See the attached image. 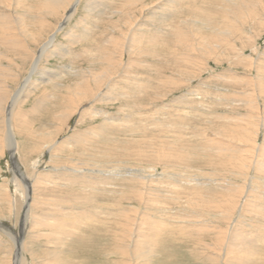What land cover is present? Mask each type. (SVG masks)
<instances>
[{
    "label": "rangeland",
    "instance_id": "obj_1",
    "mask_svg": "<svg viewBox=\"0 0 264 264\" xmlns=\"http://www.w3.org/2000/svg\"><path fill=\"white\" fill-rule=\"evenodd\" d=\"M39 1L41 0H17V2L14 0H0V16L2 15L0 18V34H3L0 35V40H3L0 41V95H4L0 111V186L4 183L8 186V189L11 191L10 195L15 199L16 204L15 208L12 209V207L10 208L9 202H7L4 197L0 198V225H3V227L4 225H15L16 231L19 229L18 221L22 218L21 207L23 200L20 193H14L15 187L11 179L12 177H16V175L14 174V168L10 162L12 159L9 157V150L7 149L4 139L5 126L3 118L5 119L6 106L8 105L11 95L14 90L16 91V88L18 89L21 84L20 82H22L29 72L35 53H37L42 44L47 41L48 37L55 32L57 26L64 18L65 11H67L66 7L57 12H45L43 9L41 10L40 5H38ZM174 1L144 0V8L148 9L142 12L140 10V12L138 11L135 15L132 13L130 16L134 18L130 20V24L127 22L128 15L124 14L123 17H120L117 13L114 14L112 13L113 11L111 12L107 9L120 10L121 8L119 7L121 4L112 3L104 7L101 5L97 7V10L94 9V11L101 13V16L99 18L95 16L94 18L93 14L91 18H88L89 13L87 12V8H85V4L87 5L89 0H82L77 6L73 17L66 21L64 28L60 32L55 34L53 47L43 54L38 65L39 71L45 72L52 70L53 72H60V70H76L78 72L90 71L96 73L101 71L102 66H104V63L102 64V61H100L105 58L103 54L107 56L106 52L110 53L111 51H116L115 54H113L115 57V59H113L116 60V66L113 69L107 67L104 69L108 73L109 79L106 80V83L105 80H103V83H105L104 87L107 86L103 94L106 95L109 93L107 96L110 95L112 99H115L116 95H119V97L116 98V100L108 99L97 102L95 99L91 98V96L88 97V101L86 105H84L86 111L93 113V111L100 110L104 115L98 114L92 116L90 114L93 119L92 117L78 118L65 115L60 118L61 120H58L57 114L59 113V109H61L59 106L64 102L66 97H68V93H65L63 90L59 91V88L56 90L57 87H52L48 82L35 80L38 75L33 76L35 77L33 78V83H43V85L36 91L29 89L28 94H26L28 96L25 94L22 95L23 102L17 103L15 110H17V114L19 115L15 116V121L18 123L15 122V125L19 152L15 153L16 158L14 162L17 166L16 169L24 175L26 180L32 177L31 171L33 170V165L37 169L39 168V170H44L43 173L45 174L49 172L53 173L54 170L52 169L58 168V172H63L60 178L62 181L66 177L73 179L75 176L74 173L69 172V169L64 170L61 168L59 170L60 167L67 168L69 166L70 168L86 169L92 167L89 164H92L94 161L95 165H103V174H84L86 178L96 175L102 179L108 178L110 177L108 176L111 170L110 167H114V165L120 167L122 170L138 168L148 169L149 166H152L155 169L152 170L153 172L150 170L147 172L151 178L148 177L146 180L151 189L150 195L144 196L143 198H141L143 196L141 195L140 198H138L139 194L136 193L137 189L141 188L140 194H146V192L144 193L145 190L142 189L143 187H141V182L139 184V182H135L128 178L120 180L114 179V181L109 179L108 184L103 188V192L91 191L95 192V194H92L93 197H95L93 200L97 204H105L107 206L106 210H108V208L113 209L112 205L116 203L121 209L124 207L126 210L122 214L120 222L124 223L125 219H132L137 216L138 218L140 217L139 219L142 223H148L150 220L151 222L161 220L165 223L172 224L173 228L167 226V229H174L176 230L175 232L178 233L177 235L168 233V236H166L167 238H164V242L166 243L160 241L156 246H152L151 248H154L153 251L155 253L158 252L157 254L161 256L159 257L157 254H153L149 257V262L145 260V254L140 253V255H137L139 251L133 248L127 249L122 256L119 255V259L109 260L111 256L113 257L115 255L114 252L110 251L112 249L110 247L113 243L111 239H109V235L114 227L109 220V222H106L108 224H105L103 229H101L103 232L105 229H110L108 237L106 234L102 233V238L98 237L95 244L92 242L91 246H93V251H83L81 235L75 236L73 243H75L74 246L78 248H74L72 245L73 248L68 254L69 263L67 264H72L73 262L71 263L70 260L73 261V259L76 260H74L73 264H83L85 260L86 262L84 264H110V262L115 264L116 261H119V264H200L204 263L207 258H212L214 256L213 254L216 256V254H218L217 252L220 253L224 245L222 243L225 242H230L228 246L232 249V251L231 249L228 251L230 256L228 254L227 256L229 258L232 259V257H239L240 255L241 257H249L248 254L252 252L251 244H255L261 236L264 237V228H262L264 227V220L263 218L261 219L262 214L252 209V211H248L246 214L242 213V217L238 223L233 219V216L231 220L233 219L235 223L232 222L230 225L231 227L227 230L230 231L228 233H231L232 236L244 233L247 236V245L236 246V243L239 244L237 241H228V239L226 241L227 232L224 233L225 230L222 228L225 227L222 225L223 221L222 219L220 220L219 216L211 219L216 222L215 225L212 222L210 224L211 227L207 226V228H203L204 233H196L199 234V236H195V233L192 232L194 228H191V226L189 227L191 230L189 228L184 229L185 233L188 234L183 238V234L180 233L179 227H181V224L183 225L182 221H190L188 219L189 216L182 217L183 212L189 209V211L196 212L197 206L194 203L193 205H188V207L185 198L187 197L185 196L186 194L181 193V190L178 193L176 187H172L170 192L167 190L169 185H171V180L168 178L170 174L177 175L183 172L189 175L200 174L205 178L204 180L211 181L209 183L214 184H209L210 186L205 187L207 190L204 188V191L199 193V195L202 194L201 196L206 202L210 201L212 205L219 204V202L231 195H239L245 199L247 198L246 196H250L251 199L253 198L256 201L259 199L257 201L258 204L264 205V0H247V2L253 3H247V6H253L247 7L246 11L243 9V16L239 15V10L242 9L241 3H239L237 10H231L228 9L229 2L227 0H223L224 2H222V0H215V2L214 0H205L204 2L203 0V4L201 3L202 0ZM192 2L194 5L192 8H200L201 10L204 8L202 10L203 13L202 11L198 12L191 9L189 4ZM219 2L220 4H218ZM221 4L224 5L222 6ZM188 5L190 7H188ZM172 9L175 11H172ZM25 10L29 13H26ZM124 10L122 9V11ZM227 10L230 11L227 13ZM208 11H211L213 17L207 16L210 14ZM168 12L169 14L176 13L177 15H170V20H168L169 18L166 19L167 23H165V20L162 21V19L159 18L168 15ZM23 14L26 16L24 17ZM110 14L114 16H110ZM160 14L162 15L160 16ZM20 15H22L23 19H21L22 17ZM201 16L210 17L208 25L201 22ZM16 17L21 18L18 19ZM151 17H156V19H152ZM8 18L10 20H8ZM13 18L18 19L16 20L17 22L23 20V24L19 23L23 26L21 27L19 24L15 23L16 21H14L15 19ZM156 20L157 23L159 22V25L156 24ZM11 22L14 25H12ZM160 24L167 26L165 29L168 34L157 36V29L162 27ZM138 26H142V28ZM229 27L233 32L230 31L231 29ZM8 28H10V30ZM19 28L21 29L19 30ZM217 28H221L222 30H218ZM6 29L9 31H6ZM149 29L151 30L150 34L152 36L149 34ZM180 29H183L182 31L185 32V36H176L173 34V32L179 31ZM9 32L10 34H8ZM228 32H230V34ZM4 33L7 35L5 34V36ZM8 35L13 36L9 38ZM131 36H133V38ZM7 37L10 39V42L6 39ZM127 37L129 38L126 39ZM135 37L136 40H134ZM136 41L141 43H137ZM6 42L8 46L5 44ZM126 43L127 45L132 44L130 49L133 53L123 54V52H121L122 47L124 48V46H126L124 44ZM108 44L109 46H107ZM16 45H19L18 48ZM118 47L121 49H118ZM61 53H63L64 56H62ZM69 65L73 69H71ZM125 65L128 66L124 67ZM1 69H4L6 72ZM111 72H113L114 75ZM1 73H3L2 77ZM39 77L44 78L43 73L39 75ZM134 79L139 81L136 86L131 82V80ZM149 79L151 80L150 82L148 81ZM63 82L68 83L67 86H71V89H74L73 87L78 83V79L76 77L72 79L67 78L63 80ZM90 86L95 87L92 84ZM53 93H56V95H52ZM122 93L126 96L123 97ZM77 95L78 94L74 93V95L71 94L69 96L73 99L74 96ZM45 98L48 99V102L44 103L43 107H39V109L36 110L35 107H38L39 102ZM223 99L226 100L223 101ZM180 117L182 118L181 120L179 119ZM112 118H119L121 122L120 129H113V131L111 129L106 130L104 127H99L102 125V121H107L109 123L113 122ZM229 118H233L234 120H230ZM57 121L62 131L58 128L56 130ZM233 122L237 123L236 126L233 125ZM51 123L56 126H53ZM226 125L234 129L228 132V128L230 129V127H225ZM91 129L97 132L99 134L98 137H100V139H97L99 142L94 141L95 137H91V141L95 142V145L86 146L83 143H77L75 147L74 145L70 147L71 151L69 153H64L61 159L55 157L56 154H54V151L51 153L49 152V154L46 150L47 145L49 146L57 139L61 141L65 138V140L68 138L71 139L72 135L76 138V134L83 135L82 132ZM101 129L103 130L101 131ZM225 129H227V131ZM89 137L90 136H88L87 139H89ZM78 138L83 139L82 137ZM134 140L136 141L134 142ZM214 146L217 147V149H215ZM87 149L88 152L86 154L85 150ZM224 149L225 151L222 152ZM258 150L261 152H259L257 157L259 163L255 165V167H258L255 169L253 166V164H255V158L252 159V157H255L254 153ZM215 155L221 156L219 158ZM212 156L213 158H211ZM210 159H213L211 164L214 163L213 165L217 173L211 164L208 165V162L210 163L211 161ZM217 159L220 162H218ZM206 160H208V162H206ZM165 163L168 164L166 165ZM215 163L220 164L221 167L219 165L217 166ZM228 165L229 168L227 167ZM222 167L224 170H219L222 169ZM172 170L174 171L172 172ZM218 171L221 173H218ZM211 172H214V174ZM166 173H168V175H166ZM164 174L165 176H163ZM128 177L131 178L130 174H128ZM176 177L178 178V176ZM16 178L19 179L18 176ZM248 179L253 182V185L251 184L252 191L249 190L247 195V192L245 193L246 189L242 188V186L243 182L247 183L249 181ZM21 180H23L22 177ZM21 182L22 181H20V183ZM61 185V188H57L54 185H48V182H46L44 186V188H47L46 191H42V188H39L41 190L38 196H41L42 200L36 203V207H33V214H35V216L32 218L29 225L26 226L23 234L26 242V249L23 251L22 255L26 260V264H32L33 262L34 264H55V259H52L50 254L53 249L52 245H50L51 242L48 241L49 237L42 236L47 230L45 228H40L44 222L43 218L45 216L43 214L46 215L48 214L47 212H52L50 216L54 217L53 215L55 212H58V210L50 206H56L58 203L57 200L62 203L61 205H63L64 208H70V199H73L75 197L74 195L77 193H85L78 185L72 186L70 183L67 184V182L64 184L62 182ZM63 185L66 186L63 187ZM224 185L227 186V188ZM228 186H230V188ZM160 189H164L163 191L168 192L160 194L158 191ZM239 189H242V194ZM203 194L207 196H203ZM207 197H210V199ZM195 200L201 202L199 198L195 197ZM73 209L76 210L77 208L73 207ZM156 210L159 213H156ZM200 211L203 213L201 208L199 212ZM212 211L213 210H211V212ZM204 215V218L208 220L207 214L204 213ZM100 217L101 216L98 217L100 221H105V217ZM253 219H256V222ZM106 220L108 221V219ZM36 222H41L42 224L39 223V225H37L38 223ZM179 223L181 224L176 225ZM108 225L113 228L107 227ZM177 226L179 227L177 228ZM218 226L222 228H218ZM232 228L236 229L235 232ZM241 228L243 230L240 231L239 229ZM212 230V234L208 233L210 234L208 236L207 232H211ZM144 232L145 228H143L140 235ZM38 233L39 239L36 235ZM200 233L203 236H200ZM219 235L221 238L218 237ZM171 236L173 237L171 238ZM189 236L191 238H189ZM169 238L172 241H169ZM186 238L187 240L185 241L184 239ZM179 241L180 243H178ZM189 241L192 242L189 243ZM194 241L195 243L193 244ZM250 241L253 242L251 243ZM173 242L175 245L172 244ZM198 246L201 249H198ZM217 246H219V249ZM257 246L259 247H257L259 252L255 253L256 255L253 254L252 259L258 260L257 262L254 261V264H264V243H258ZM155 247L158 250L155 249ZM210 248L212 250L215 249L211 251ZM14 251L13 242L4 232L0 231V264H12V261L16 262L17 258L15 257V261L13 258ZM102 251L103 253H101ZM242 251L245 253H242ZM247 251H249V253ZM141 252H145L144 249ZM202 254L204 256H202ZM96 255L99 257L96 258ZM138 257H141V259H137ZM203 258L206 259L203 260ZM198 259L200 260L198 261ZM113 261H115V263Z\"/></svg>",
    "mask_w": 264,
    "mask_h": 264
},
{
    "label": "bare ground",
    "instance_id": "obj_2",
    "mask_svg": "<svg viewBox=\"0 0 264 264\" xmlns=\"http://www.w3.org/2000/svg\"><path fill=\"white\" fill-rule=\"evenodd\" d=\"M11 1V0H10ZM15 2H17V0H14ZM24 1V0H23ZM34 1V0H33ZM36 1H38V0H36ZM82 0H41V1H39V4L38 5H40V7H41V10L43 9L45 12L47 11V12H57L58 10H60V9H65L66 7H67V11H65V13H64V18H63V20H62V22H60L59 23V25L57 26V28H56V30H55V32L52 34V35H50V37H48V39H47V41L44 43V44H42V46L38 49V51H37V53H35V57H34V59H33V62H32V64H31V67H30V69H29V72H28V74L26 75V77L22 80V82H20L21 84H20V86L18 87V89L16 88V91L14 90V92H13V94L11 95V97H10V100H9V102H8V105L6 106V111H5V119L3 118V123H4V126H5V142H6V146H7V149L9 150V157L12 159V160H14L15 161V158H16V155H15V153H17V152H19V145H18V140L16 139V125H15V116L16 115H19V114H17L18 112H17V110H15V108L17 107V103H22L23 102V94H28V90L30 89H33V91H36L41 85H43V83H40V84H34L33 83V81H34V79L33 78H35V77H33L34 75H38V77H36L35 78V80H41V81H43V82H48V84H50V85H52V87H54V88H56V90H58V88H59V91L60 90H63L65 93H68V97H66V99L64 100V102L59 106V108L61 107V109H59V113L57 114V119L58 120H61L60 118L61 117H64L65 115H67V116H75V117H78V118H85V117H92V116H95V115H98V114H102V115H104L100 110H98V111H93V113H90L89 111H86L85 110V106L84 105H86V102L88 101V97H91V98H93V99H95V101H97V102H102V101H104V100H116V98H118L119 97V95H116L115 96V99H112V98H110V95L109 96H107L109 93H107L106 95L105 94H103L105 91H106V87L107 86H105L104 87V85H105V83H106V80L107 79H109V75H108V73L104 70L105 69V67H107V68H114L115 66H116V64H115V61L116 60H114L115 59V57H114V55L113 54H115V52H106L107 53V56H105V54H103L104 55V59H102V60H100V61H102V64L104 65V66H102V70L101 71H98V72H96V73H93V72H78V71H76V70H60V72H53L52 70H48V71H45V72H43V71H39V67H38V65H39V63H40V61H41V59H42V57H43V54H45L50 48H52L53 47V44H54V40H55V34L56 33H58V32H60L63 28H64V25H65V23H66V21H68V20H70V18H72L73 17V15L75 14V10H76V8H77V6L80 4V2H81ZM109 3H108V2ZM157 1H159V0H157ZM172 1H174V0H172ZM176 1V0H175ZM174 1V2H175ZM220 1V0H219ZM228 2H229V6H228V9H231V10H237V8L239 7V3H241V5H242V9H240L239 10V15H241V16H243L244 15V10L246 11V9H247V7H251V6H253V5H251V6H247V3H249V2H247V0H227ZM253 1V0H252ZM254 1H256V0H254ZM13 2V1H12ZM20 2V1H19ZM27 2V1H26ZM26 2H24V3H26ZM29 2V1H28ZM143 2H144V0H89V3L86 5L85 4V8H87V12L89 13L88 14V18H91V16L93 15L94 16V18H95V16L97 17V18H99L100 16H101V13H98V12H96V11H94V9H96L97 10V7H99V6H101V5H103L102 7H104V6H109V5H111L112 3H114V4H118V5H120V7L119 8H121L120 10H112V9H110V8H107L108 9V11H113L112 13H114V14H116L117 13V15L118 16H120V17H123V15L125 14V15H128L129 17L127 18V22L128 23H130V20L132 19V18H134V17H132V16H130L132 13L135 15L138 11L140 12V10H141V12L142 11H145L146 9H148V8H144L145 7V5H143ZM204 2H205V0H204ZM207 2V1H206ZM214 2H215V0H214ZM213 2V3H214ZM222 2H224L223 0H222ZM35 3V2H34ZM37 3V2H36ZM104 3H106V4H104ZM201 3L203 4V0L201 1ZM200 3V4H201ZM209 3V2H208ZM252 2H250L249 4H251ZM31 4V3H30ZM211 4V3H210ZM218 4H220V2L218 3ZM248 4V5H249ZM253 4V3H252ZM18 5V4H17ZM20 5V4H19ZM27 5H28V3H27ZM190 6H191V9H193L192 7H194V5H193V2L192 3H190L189 4ZM188 5V7H190ZM222 5V4H221ZM220 5V6H221ZM224 5V4H223ZM222 5V6H223ZM34 6V5H33ZM140 6V7H139ZM211 6V5H210ZM226 6V5H225ZM22 7V6H21ZM23 8H25V7H23ZM27 8H29V7H27ZM33 8V7H32ZM112 8H114V7H112ZM124 8H125V10H124ZM151 8V7H150ZM153 8V7H152ZM203 8V7H202ZM101 9H103V8H101ZM105 9V8H104ZM115 9V8H114ZM122 9L124 10V11H122ZM179 9V8H178ZM204 9V8H203ZM202 9V10H203ZM244 9V10H243ZM14 10V9H13ZM189 10V9H188ZM194 11L196 10V11H198V12H200V11H202L200 8L198 9V8H195V9H193ZM206 10V9H205ZM22 11H23V9H22ZM26 11V13L28 12L27 10H25ZM30 11V10H29ZM86 11V10H85ZM119 11V12H118ZM172 11H175V10H173L172 9ZM228 11H230V10H227V13H228ZM106 12V11H105ZM149 12V11H148ZM154 12V11H153ZM152 12V13H153ZM207 12V11H206ZM208 12H210V14H211V11H208ZM23 13V12H22ZM29 13V12H28ZM167 13V12H166ZM195 13V12H194ZM202 13H203V11H202ZM251 13V12H250ZM47 14V13H46ZM45 14V15H46ZM147 14V13H146ZM157 14V13H156ZM173 14L174 13H170L169 14V12H168V15H164V16H161L162 14H160V16H161V18H159V16H158V18L159 19H162V21L163 20H165L164 22L165 23H167L166 22V19H168V20H170V15H172L173 16ZM176 14V13H175ZM174 14V15H175ZM210 14H208L207 16H211V17H213L212 16V14L210 15ZM253 14V13H252ZM29 15H31V14H29ZM113 15V14H112ZM111 14H110V16H112ZM141 15V14H140ZM154 15H155V13H154ZM153 15V16H154ZM177 15V14H176ZM179 15V14H178ZM2 16V15H1ZM1 16H0V18H1ZM21 17H22V15H20ZM23 16L25 17L26 15H24L23 14ZM114 16V15H113ZM148 16H151V15H148ZM172 16H171V18H172ZM215 16V15H214ZM5 17H7V16H5ZM20 17V18H21ZM30 17V16H29ZM28 17V18H29ZM109 17V16H108ZM146 17H147V15H146ZM202 17V16H201ZM16 18H18V17H16ZM20 18H18V19H20ZM152 18V17H151ZM153 18H155L156 19V17H153ZM152 18V19H153ZM158 18H157V20H158ZM232 18V17H231ZM2 19H3V17H2ZM6 19V18H5ZM13 19H15V18H13ZM13 19H12V21H13ZM18 19H15L14 21H16V20H18ZM21 19H23V17L21 18ZM39 19H41V18H39ZM144 19H146V18H144ZM149 19H150V17H149ZM7 20V19H6ZM8 20H10L9 18H8ZM84 20H85V18H84ZM151 20V19H150ZM157 20H156V24H158L157 23ZM21 21V20H20ZM23 21V20H22ZM22 21L21 22H15V23H17V24H19V23H21V24H23L22 23ZM86 21V20H85ZM84 21V22H85ZM133 21V20H132ZM208 21H210V17H206V16H203L202 17V20H201V22L202 23H205V25H208ZM225 21V20H224ZM245 21V20H244ZM87 22V21H86ZM134 22V21H133ZM226 22V21H225ZM212 23V22H211ZM4 24V23H3ZM10 24V23H9ZM11 24H12V22H11ZM21 24H19V26H21ZM131 24V23H130ZM151 24V23H150ZM6 25H8V24H6ZM12 25H14V24H12ZM140 25V24H139ZM159 25V24H158ZM204 25V24H203ZM23 26V25H22ZM21 26V27H22ZM42 26V25H41ZM114 26V25H113ZM136 26V25H135ZM134 26V27H135ZM160 26H162V27H160L159 29H157V31L158 32H156V31H154V32H156L157 33V36H161L162 34H168V32L166 31V27L167 26H163V25H161L160 24ZM233 26V25H232ZM10 27V26H9ZM16 27V26H15ZM15 27H14V30H15ZM132 27V26H131ZM139 27V26H138ZM210 27V26H209ZM235 27V26H234ZM11 28V27H10ZM10 28H8L9 30H10ZM17 28V27H16ZM133 28V27H132ZM139 28H142V26L141 27H139ZM151 28V27H150ZM153 28V27H152ZM157 28H158V26H157ZM230 28V27H229ZM8 29H6V31H9ZM18 29V28H17ZM21 28H19V30H20ZM128 29V28H127ZM138 29V28H137ZM218 30H220L221 28H217ZM228 29V28H227ZM231 29V28H230ZM113 30V29H112ZM134 30H136V29H134ZM144 30V29H143ZM143 30H141V31H143ZM150 30V29H149ZM148 30V31H149ZM153 30H154V28H153ZM183 30V29H182ZM181 29L179 30V31H175V32H173V34L174 35H176V36H185V32L184 31H182ZM222 30V29H221ZM12 31V30H11ZM17 31V30H16ZM84 31H86V30H84ZM131 31V30H130ZM140 31V30H139ZM229 31V30H228ZM230 31H232V29L230 30ZM12 32H14V31H12ZM87 32V31H86ZM134 32H137V31H134ZM226 32V31H225ZM233 32V31H232ZM71 33V32H70ZM133 33V32H132ZM146 33H147V31H146ZM151 33V30H150V32H149V34ZM153 33V32H152ZM158 33H159V35H158ZM172 33V32H171ZM220 33V32H219ZM229 34H230V32H228ZM6 33H4V35H5ZM8 34H10V32L8 33ZM13 34V33H12ZM16 34V33H15ZM134 34V33H133ZM141 34H144V33H141ZM149 34H147V35H149ZM154 34V33H153ZM0 35H3V34H0ZM7 35V34H6ZM5 35V36H6ZM129 35H131V34H129ZM151 35V34H150ZM225 35V34H224ZM9 36V35H8ZM10 36H13V35H10ZM10 36H9V38H10ZM18 36V35H17ZM21 36V35H20ZM124 36H125V34H124ZM144 36H146V35H144ZM152 36V35H151ZM153 36H155V35H153ZM168 36V35H167ZM132 38H133V36H131ZM4 38V37H3ZM129 37H127L126 39H128ZM229 38V37H228ZM7 40H9V42H10V39H8V37L6 38ZM12 39H14V38H12ZM17 39V38H16ZM92 39V38H91ZM139 39H142V38H139ZM143 39H144V37H143ZM187 39V38H186ZM90 40V39H89ZM130 40H131V38H130ZM134 40H136V37H135V39ZM138 40V39H137ZM0 41H3V40H0ZM12 41V40H11ZM16 41V40H15ZM140 41H142V40H140ZM223 41V40H222ZM5 42V41H4ZM111 42H112V40H111ZM115 42V41H114ZM134 42V41H133ZM137 42V41H136ZM139 42V41H138ZM137 42V43H138ZM144 42H145V40H144ZM13 43H14V41H13ZM19 43V42H18ZM120 43V42H119ZM128 43V42H127ZM127 43L126 44H124V45H126V46H124V48L122 47V50H121V52H123V54L124 53H126V54H130V53H133V52H131V45L130 44H128L127 45ZM130 43H132V42H130ZM139 43H141V42H139ZM143 43V42H142ZM5 44H7V42L5 43ZM4 45V44H3ZM106 45V44H105ZM111 45V44H110ZM134 45V44H133ZM137 45V44H136ZM139 45H141V44H139ZM196 45V44H195ZM7 46H8V44H7ZM19 46V45H18ZM18 46L16 45V47L18 48ZM107 46H109V44L107 45ZM112 46H113V44H112ZM138 46V45H137ZM104 47V46H103ZM102 48V47H101ZM112 48V47H111ZM233 48V47H232ZM54 49V48H53ZM117 49V48H116ZM118 49H121V48H119L118 47ZM124 49V50H123ZM137 49V48H136ZM84 50V49H83ZM102 50V49H101ZM104 50V49H103ZM133 50H134V48H133ZM132 50V51H133ZM232 50V49H231ZM97 51H98V49H97ZM99 51H100V48H99ZM98 51V52H99ZM104 51H106V50H104ZM120 51V50H119ZM140 52V51H139ZM235 52V51H234ZM51 53V52H50ZM65 53V52H64ZM67 53V52H66ZM118 53V52H117ZM116 53V54H117ZM236 53V52H235ZM253 53V52H252ZM54 54V53H53ZM62 54V56H64L63 55V53H61ZM98 54V53H97ZM122 54V55H123ZM100 55V54H99ZM120 55V54H119ZM97 56V55H96ZM100 56H102V55H100ZM117 56V55H116ZM45 57V56H44ZM84 57V56H83ZM118 57H120V56H118ZM231 57V56H230ZM96 58V57H95ZM114 58V59H113ZM121 60V59H120ZM118 61V60H117ZM184 61V60H183ZM186 61V60H185ZM121 62V61H120ZM136 62V61H135ZM188 62V61H187ZM117 63H119V62H117ZM139 64V63H138ZM126 66H128V65H125L124 67H126ZM260 66V65H259ZM69 67H70V65H69ZM1 68V67H0ZM71 69H73L72 67H70ZM111 69V70H112ZM118 69V68H117ZM2 71H5L4 69H1ZM119 70V69H118ZM39 71V72H38ZM56 71V70H55ZM6 72V71H5ZM117 72V71H116ZM10 73V72H9ZM43 73V75H44V78H40L39 77V75H41ZM112 74H113V72H111ZM2 75H3V73H1V77H2ZM114 75V74H113ZM129 75V74H128ZM11 76V75H10ZM9 76V77H10ZM13 76V75H12ZM5 77V76H4ZM73 77H76L77 79H78V83L77 84H75L74 85V89H71V86H67L68 85V83H66V82H63V80H66L67 78H73ZM148 78H149V76H148ZM160 78H161V76H160ZM2 79V78H1ZM162 79V78H161ZM165 79H168V78H165ZM103 80H105V83H103ZM159 80V79H158ZM149 82L151 81L150 79L148 80ZM231 81V80H230ZM1 82V81H0ZM131 82L132 83H134V85L136 86V84H138L139 83V81H137L136 79H134V80H131ZM141 82V81H140ZM167 82V81H166ZM19 83V82H18ZM45 83V84H46ZM152 83V82H151ZM156 83H157V81H156ZM171 83V82H170ZM47 84V85H48ZM94 85L95 87H91L90 85ZM150 84V83H149ZM161 84V83H160ZM163 84V83H162ZM165 84V83H164ZM175 84V83H174ZM148 85V84H147ZM144 86V85H143ZM170 86V85H169ZM221 86V85H220ZM116 87V86H115ZM139 87V86H138ZM53 88V89H54ZM150 88V87H149ZM152 88V87H151ZM213 88H214V86H213ZM112 89V88H111ZM194 92H196V91H194ZM74 93H76V94H78L77 96H74V98L72 99V98H70V96L69 95H71V94H73L74 95ZM111 94H113V93H111ZM121 94V93H120ZM191 94V93H190ZM222 94V93H221ZM52 95H56V93H53ZM192 95V94H191ZM194 95H195V93H194ZM3 96L4 95H0V111H1V102H2V100H3ZM26 96H28V95H26ZM122 96L123 97H125L126 95H124L123 93H122ZM214 96V95H213ZM159 97V96H158ZM122 98V97H121ZM184 98V97H183ZM223 98V97H222ZM221 98V99H222ZM225 98V97H224ZM233 98V97H232ZM226 99H228V98H226ZM226 99H223V101L224 100H226ZM239 99H241V98H239ZM48 99L47 98H45L44 100H42L41 102H39V104H38V107H35L36 108V110H38L39 109V107H43V104L44 103H46V102H48L47 101ZM179 100H181V99H179ZM187 100V99H186ZM229 100V99H228ZM227 100V101H228ZM233 100H234V98H233ZM94 101V100H93ZM232 101V100H231ZM230 101V102H231ZM176 102V101H175ZM198 102V101H197ZM235 102V101H234ZM233 102V103H234ZM176 103H178V102H176ZM183 103V102H182ZM224 103H226V102H224ZM172 104V103H171ZM166 105V104H165ZM180 105V104H179ZM220 107V106H219ZM231 107V106H230ZM244 107V106H243ZM165 108V107H164ZM166 108H167V106H166ZM89 109V108H88ZM250 109V108H249ZM179 111V110H178ZM181 111V110H180ZM183 111V110H182ZM176 112V111H175ZM71 115H70V114ZM257 113V112H256ZM92 116H91V115ZM173 114V113H172ZM175 114V113H174ZM198 114V113H197ZM169 116H171V115H169ZM215 116V115H214ZM220 116V115H219ZM182 117V116H181ZM179 118L180 120L182 119V118ZM225 117V116H224ZM2 118V117H1ZM19 118V117H18ZM24 118V117H23ZM170 118V117H169ZM92 119H93V117H92ZM113 119V122H107V121H102L103 123H102V125L101 126H99V127H101V128H103L104 127V129L106 128V130L107 129H111V130H113V129H120V120H119V118H112ZM211 119V118H210ZM230 119V118H229ZM231 119H233V118H231ZM230 119V120H231ZM234 120V119H233ZM1 121V120H0ZM218 121V120H217ZM223 121V120H222ZM17 123V122H16ZM230 123V122H229ZM234 124L233 125H235L236 126V124L237 123H235V122H233ZM2 124V123H1ZM18 124V123H17ZM52 125H53V123H51ZM50 124V125H51ZM3 125V124H2ZM232 125V126H233ZM1 126V125H0ZM53 126H56V125H53ZM225 127H230V129L228 128V132H229V130H232V129H234L233 127H232V129H231V126H225ZM57 128L60 130V131H62V129L60 128V126L58 125V121H57V127H56V130H57ZM224 128V127H223ZM241 128V127H240ZM103 129H101V131H102ZM105 130V131H106ZM226 131H227V129H225ZM21 131V130H20ZM110 131V130H109ZM114 131V130H113ZM224 131V130H223ZM83 133V135H80V134H76V138L74 137V135H72V138L71 139H67V140H65V139H63L62 141L59 139H57L54 143H52V144H50L49 146L47 145V147H46V150H47V152L49 153H51V152H53L54 151V154H56L55 155V157L56 158H59V159H61V157L63 158V154L64 153H69L70 151H71V149H70V147H72L73 145H74V147H75V145L77 144V143H83L84 145H86V146H88V145H90V146H92V145H95V142H92L91 141V137H95V140L94 141H97V139H100V137H98L99 136V134L97 133V132H95L94 130H88V131H86V132H82ZM227 133V132H226ZM251 133V132H250ZM243 134V133H242ZM80 135V136H79ZM88 136H90L89 137V139H87V137ZM102 136V135H101ZM245 136V135H244ZM243 136V137H244ZM78 137H82L83 139H79ZM1 140V139H0ZM243 140V139H242ZM35 141V140H34ZM136 140H134V142H135ZM36 142V141H35ZM97 142H99V141H97ZM207 143V142H206ZM222 144V143H221ZM264 144V143H263ZM219 145V144H218ZM224 145V144H223ZM226 145V144H225ZM89 146V147H90ZM219 146H221V145H219ZM218 146V147H219ZM215 147V146H214ZM224 147V146H223ZM230 147V146H229ZM226 148V147H225ZM83 149V148H82ZM114 149V148H113ZM214 149V148H213ZM215 149H217V147H215ZM221 149V148H220ZM226 149H228V148H226ZM190 150V149H189ZM205 150V149H204ZM264 150V149H263ZM86 151V154H87V152H88V149L87 150H85ZM114 151V150H113ZM223 151H225V149L224 150H222V152ZM256 151V150H255ZM228 152H230V151H228ZM243 152V151H242ZM259 152H261L260 150H258L256 153H254V155H255V157H252V159H254L255 158V164H253V166H254V168L256 169V167H258V166H256L255 167V165H258V155H259ZM49 153V154H50ZM216 153H221V152H216ZM264 153V152H263ZM58 154V155H57ZM81 154V153H80ZM85 154V153H84ZM82 155V154H81ZM219 155V154H218ZM216 156V157H219L220 158V156ZM251 155H252V153H251ZM253 155V156H254ZM198 156V155H197ZM210 156V155H209ZM174 157V156H173ZM182 157V156H181ZM207 157V156H206ZM227 157V156H226ZM167 158H169V157H167ZM211 158H213V156L211 157ZM225 158V157H224ZM228 158V157H227ZM233 158V157H232ZM170 159V158H169ZM229 159V158H228ZM211 160V159H210ZM209 160V161H210ZM213 160V159H212ZM212 160L210 161V163L208 162V160H206V162H208V165L209 164H211V162H212ZM215 160V159H214ZM227 160V159H226ZM17 161V160H16ZM19 161V160H18ZM178 161V160H177ZM216 161V160H215ZM217 161H218V159H217ZM231 161V160H230ZM240 161V160H239ZM79 162V161H78ZM95 162V161H94ZM94 162H92V164H89V165H91L92 167H88V168H86V169H83V168H78V169H76V168H70L69 166L66 168V167H60L59 168V170L62 168V169H64V170H70L69 172H72V173H74V176L75 177H73V179L72 178H68V177H66L63 181L60 179L61 178V175H62V173L63 172H58V168H53L52 170H54V172L53 173H51V172H49V173H47V174H45V173H43V171L42 170H39V168L37 169L34 165L32 166V171H31V174H32V177H29V179H27L26 180V178L24 177V175L23 174H21V172H19V179H17L16 177H12V183L14 184V193H20L21 195H22V200H23V202H22V207H21V216H22V218H21V220L20 221H18V223H19V225H18V231H16V229H15V225H4V227L6 228H4L3 227V225H0V231L1 232H4L5 234H6V236H8L9 238H10V240L13 242V244H14V248H15V251H14V253H13V258H14V261H15V259H16V262H13L12 261V264H26V260H25V258L23 257V255H22V253H23V251H25V249H26V242H25V238H24V229L26 228V226L27 225H29V223H30V221L32 220V218H34V216H35V214H33V207H36L35 205H36V203L38 202L39 203V201L40 200H42V198H41V196H38L39 194V191L41 190V189H39V188H42V191H46L47 190V188L45 187L44 188V186L46 185V182H48V185H54L55 187H62V185H61V183L63 182V184L64 183H66L67 182V184L68 183H70L72 186H76V185H78V186H80L81 188H82V191H84L85 193H77V194H75L74 196V198L73 199H70L71 200V203L69 204L71 207L70 208H64L63 207V205H61L62 203L60 202V201H58L57 200V204H56V206H54V205H51L50 207H53V208H56L57 210H58V212H55V214L53 215L54 217H52V216H50V215H52L50 212H47L48 214H43L45 217H48V218H43L44 219V222H43V225L40 227V228H45L47 231H45L43 234H42V236L43 237H49V240L48 241H50L51 243H50V245H52V252L50 253L51 254V257H52V259H55V264H67V263H69V261H68V254L72 251V245L74 246V244L75 243H73V239H75V236H78V235H81V241H82V243H83V251H93L94 249H92L93 248V246H91L92 245V242H94V244H95V241H96V239L99 237V238H102L101 237V234L102 233H104V234H106V236L108 237V233L110 232L109 230L110 229H105L104 230V232L101 230V229H103V227H104V225L106 224H108V223H106V222H109V220L112 222V226L114 227H109L110 225H108L107 227H109V228H113L112 229V231H111V233H110V235H109V239H111V242L113 243L112 245H111V247L110 248H112L110 251H112V252H114V258L111 256V258L109 259V260H112V259H119L118 258V256L120 255V256H122L123 254H125L124 252H126V250L128 249H130V248H133V249H137L139 252L137 253V255H140V253H142V254H145L144 255V257H146L145 258V260L147 261V262H149V257L150 256H152L153 254H157V253H155L154 251H153V249L154 248H151L152 246L154 247V246H156V244H158V243H160V241H163L162 243H166V242H164V238L166 237V236H168V233H172V235L173 234H175V235H177L178 233L177 232H175L176 230H174V229H170V228H173V226H172V224H168L167 222L165 223L164 221H161V220H159V221H152L151 222V220H150V222H148V223H142V221L138 218V216L135 218H132V219H125V222L123 223V222H120L121 221V216H122V214L124 213V211L126 210L124 207L121 209V207L116 203V204H114V205H112V207H113V209H110V208H108V210H106L107 209V206L105 205V204H101V203H99V204H97L94 200H93V198H95V197H93V195L92 194H95V192L97 191V192H99V193H101V192H103L104 191V186H106L107 184H108V180L110 179V180H112V181H114V179H118V180H120V179H130V180H133V181H135V182H139V184H140V182H141V187H143L142 189H144L145 191H144V193L146 192V194L144 195V194H140L139 192H141V188L140 189H137L136 190V193L137 194H139V196H138V198H140V196L141 195H143L141 198H143L144 196H147V195H150V193H151V189H150V186H149V184L147 183V179H148V177H150L149 176V174L147 173L149 170L150 171H152V170H154L155 168L154 167H150L149 166V168L147 169H143V168H138V169H126V170H122L120 167H118V166H115L114 165V167H110L111 168V170H110V173H109V175L108 176H110V177H108V178H105V179H102V178H99V176H90V177H88V178H86L85 176H84V174H103V165L101 164V165H95L94 164ZM97 162V161H96ZM176 162V161H175ZM218 162H220V161H218ZM221 162H222V160H221ZM225 162V161H224ZM33 163V162H32ZM118 163V162H117ZM117 163H116V165H117ZM202 163V162H201ZM236 163V162H235ZM239 163V162H238ZM34 164V163H33ZM166 164V163H165ZM168 164V163H167ZM166 164V165H167ZM187 164V163H186ZM214 163H212L211 165L214 167V165H213ZM216 164V163H215ZM239 164H241V163H239ZM244 164V163H243ZM183 165V164H182ZM210 165V166H211ZM217 166L219 165L220 167H221V165L220 164H216ZM230 165V164H229ZM229 165L227 166L228 168H229ZM223 166V165H222ZM236 166H238V165H236ZM251 166V165H250ZM252 166V167H253ZM212 167V168H213ZM224 167V166H223ZM223 167H222V169H219V170H224L223 169ZM226 167V166H225ZM235 167V166H234ZM241 167V166H240ZM228 168H226V169H228ZM238 168V167H237ZM242 168V167H241ZM240 168V169H241ZM262 168V167H261ZM211 169V168H210ZM214 169H215V167H214ZM214 169H212V170H214ZM167 170V169H166ZM216 170V169H215ZM24 171V170H23ZM168 171V170H167ZM174 170H172V172H173ZM231 171V170H230ZM258 171V170H257ZM153 172V171H152ZM169 172V171H168ZM225 172H227V171H225ZM237 172H239V171H237ZM190 173V172H189ZM211 173H213L214 174V172H211ZM216 173H217V170H216ZM218 173H221V172H219L218 171ZM229 173V172H228ZM15 174V173H14ZM128 174H130V176H131V178H129L128 177ZM212 174V175H213ZM227 174V173H226ZM60 175V176H59ZM162 175V174H161ZM166 175H168V173H166ZM221 175V174H220ZM230 175V174H229ZM163 176H165V174L163 175ZM176 176H178V178L176 177ZM216 176V175H215ZM225 176V175H224ZM223 176V177H224ZM21 177H22V179L23 180H21ZM211 177H214V176H211ZM210 177V178H211ZM151 178V177H150ZM171 181V185H169V188L167 189L169 192H170V189L172 188V187H176L178 190V193H179V191L181 190L182 192L181 193H184V194H186L185 196H187V197H185L186 198V200H187V206L188 205H193L194 203L196 204V206H197V208H196V212H192V211H185L184 210V212H183V216L182 217H185V216H189V220L190 221H182V223H183V225L181 224V223H179V224H176V225H180L181 227H179V226H177V228L179 227V230H180V233H182L183 235H182V237L184 238V237H186L187 236V234L188 233H185V230L184 229H187V228H189L190 226H191V228L193 227L194 229H193V231L192 232H194L195 233V236L196 235H198L199 236V234H196V233H199V232H203L204 233V227H206L207 228V226H209V227H211V223L213 222V224L215 225L216 224V222H214L213 220H211V219H214L215 217H220V220L222 219V221H223V223H222V225L225 227V228H222V227H219L218 226V228H222V229H224L225 231H224V233L225 232H227V236H226V241H227V239H228V241H237L239 244H235L236 246H241V245H247V236L244 234V233H241V234H235V235H233L232 236V234L231 233H228V232H230V231H227V230H229V228L231 227L230 225H231V223L235 220L236 221V223H238L239 221H240V219H241V217H242V213H245L246 214V212L248 213V211H252V209L253 210H256L255 212H257V213H259V212H261V219L263 218V220H264V205H262V204H258V200L256 201L255 199H251V197L250 196H246L247 198L245 199V198H242V197H240L239 195H237V196H234V195H231V196H228L226 199H223L221 202H219V204H217V205H212V203L209 201V202H206L205 201V199L201 196L202 194H200L199 195V193L200 192H203L204 190V188L205 187H208V186H210L211 184H213V183H209V182H211V181H206V180H204L205 178L202 176V175H200V174H192V175H189L188 173H185V172H183V173H179V174H177V175H174V174H170L169 175V177H168ZM215 178V177H214ZM222 178V177H221ZM72 179V180H71ZM223 180V179H222ZM244 180V179H243ZM249 181L247 182V183H244L243 182V186H242V188H245L246 189V191H245V193L247 192V195H248V191L250 190V191H252V181L250 180V179H248ZM20 181H22L21 183H20ZM223 181H225V180H223ZM155 182V181H154ZM230 183V182H229ZM73 184H75V185H73ZM210 184V185H209ZM252 184V185H251ZM61 185V186H60ZM71 185H69V186H71ZM214 185V184H213ZM230 185V184H229ZM64 186H66V185H63V187ZM168 186V185H167ZM216 186V185H215ZM220 186H222V185H220ZM225 186V185H224ZM236 186V185H235ZM254 186H256V185H254ZM54 187V188H55ZM226 188H227V186H225ZM229 188H230V186H228ZM237 187V186H236ZM102 188V189H101ZM222 188V187H221ZM256 188V187H255ZM206 189V188H205ZM220 189V188H219ZM164 189H160V190H158L159 191V193L161 194V193H163V192H168V191H163ZM207 190V189H206ZM240 190V189H239ZM91 191H95V192H91ZM223 191V190H222ZM227 191V190H226ZM235 191V190H234ZM233 192V191H232ZM256 192H258V191H256ZM174 193V192H173ZM206 193V192H205ZM221 193V192H220ZM240 193L242 194L243 193V191H242V189L240 190ZM244 193V194H245ZM11 194V191L8 189V186L4 183L2 186H0V198H3L4 197V199L7 201V202H9V204H10V208L12 207V209L13 208H15V199L14 198H12V196L10 195ZM259 194V193H258ZM261 194V193H260ZM263 194H264V192H263ZM158 195V194H157ZM156 195V196H157ZM205 194H203V196H204ZM210 195V194H209ZM205 196H207V195H205ZM243 197H245L244 195H242ZM252 196H253V194H252ZM194 197V198H193ZM195 197L196 198H199V200H201V202H197L196 200H195ZM223 197V196H222ZM151 198V197H150ZM206 198V197H205ZM207 198H209L210 199V197H207ZM256 198H257V196H256ZM260 198V197H259ZM163 199V198H162ZM244 199V200H243ZM264 199V198H263ZM61 200V199H60ZM136 200V199H135ZM64 201V200H63ZM62 201V202H63ZM215 201V200H214ZM69 202V201H68ZM146 202V201H145ZM213 202V201H212ZM251 203V204H250ZM55 204V203H54ZM212 205V206H211ZM73 207H75V208H77L76 210H74L73 209ZM144 207V206H143ZM189 207V206H188ZM250 207H252V208H250ZM38 208V207H37ZM47 208V207H46ZM135 208V207H134ZM200 208L203 210V213H201V211L199 212V210H200ZM52 209V208H51ZM78 209H80V210H78ZM110 209V210H109ZM216 210V212H215V210ZM106 210V211H105ZM145 210V209H144ZM195 210V209H194ZM211 210H213L212 212H211ZM55 211V210H54ZM138 211V210H137ZM160 211V210H159ZM143 212V211H142ZM156 213L158 212L157 210L155 211ZM161 212H163V211H161ZM167 212V211H166ZM171 212H172V210H171ZM171 212H168V213H171ZM215 212V213H214ZM220 212V213H219ZM35 213H36V210H35ZM159 213V212H158ZM201 213V214H200ZM204 213H206L207 214V218H208V220L206 219V218H204L205 217V215H204ZM257 213H256V215H257ZM177 214H179V213H177ZM260 214V213H259ZM180 215H182V214H180ZM249 215H251V214H249ZM99 216H103V217H105L106 219H108V221L105 219V221H100L99 219H98V217ZM159 216H161V215H159ZM159 216H157V217H159ZM163 216V215H162ZM166 216V215H165ZM233 216H234V218H233ZM49 217H51V218H49ZM100 217V218H101ZM143 217V216H142ZM141 217V218H142ZM181 217V218H182ZM40 218H42V217H40ZM145 218V217H144ZM153 218V217H152ZM175 218V217H174ZM231 218H233L232 220H231ZM249 218H250V216H249ZM253 218V217H252ZM254 218H255V216H254ZM37 219V218H36ZM36 219H34V220H36ZM119 219V220H118ZM160 219V218H159ZM164 219V218H163ZM210 219V220H209ZM257 219V218H256ZM255 219V220H256ZM123 220V219H122ZM144 220H147V219H144ZM192 220V221H191ZM218 220V219H217ZM251 220V219H250ZM254 220V219H253ZM254 220V221H255ZM41 221V220H40ZM149 221V220H148ZM169 221V220H168ZM180 221V220H179ZM46 222H49V223H46ZM256 222V221H255ZM254 222V223H255ZM17 223V224H18ZM33 223V222H32ZM36 223H38V222H36ZM39 223H41V222H39ZM39 223L37 224V225H39ZM233 223H235V222H233ZM247 223V222H246ZM34 224H35V221H34ZM34 224H32V225H34ZM42 224V223H41ZM225 224V225H224ZM234 225V224H233ZM232 225V226H233ZM239 225V224H238ZM237 225V226H238ZM241 225V224H240ZM244 225V224H243ZM247 225V224H246ZM251 225V224H250ZM262 225V224H261ZM264 225V224H263ZM262 225V226H263ZM167 226H169L170 228H168L167 229ZM213 226V225H212ZM116 227V228H115ZM214 227V226H213ZM243 227V226H242ZM251 227V226H250ZM143 228H145V232L142 234V235H140L141 234V231H143ZM205 228V229H206ZM217 228V229H218ZM247 228V227H246ZM262 228H264V227H262ZM190 229V228H189ZM214 229H216V228H214ZM232 229H234V232H235V228H232ZM191 230V229H190ZM240 231L241 230H243L242 228L241 229H239ZM259 230V229H258ZM34 231V230H33ZM188 231V230H187ZM209 231V230H208ZM215 231V230H214ZM221 231H223V230H221ZM147 232V233H146ZM190 232V231H189ZM206 232V231H205ZM212 232H213V230L211 231V232H207V234L208 233H211L212 234ZM216 232V231H215ZM214 232V233H215ZM218 232V231H217ZM248 232V231H247ZM30 233V232H29ZM42 233V232H41ZM213 233V234H214ZM217 234V233H216ZM221 234V233H220ZM252 234V233H251ZM37 235V237H38V235H39V233L38 234H36ZM41 235V234H40ZM170 235V234H169ZM191 235V234H190ZM210 234H208V236H209ZM218 235V234H217ZM254 235V234H253ZM256 235V234H255ZM262 235V234H261ZM180 236V235H179ZM178 236V237H179ZM200 236H203V235H201V233H200ZM206 236V235H205ZM204 236V237H205ZM225 236V235H224ZM34 237V236H33ZM43 237H41V238H43ZM170 237V236H169ZM173 236H171V238H172ZM218 237H220V235L218 236ZM40 237H38V239H39ZM80 238V237H79ZM167 238V237H166ZM175 238V237H174ZM174 238H173V240H174ZM179 238H181V237H179ZM189 238H191L190 236H189ZM193 238V237H192ZM196 238V237H195ZM197 238H199V237H197ZM201 238V237H200ZM221 238V237H220ZM251 238V237H250ZM249 238V239H250ZM163 239V240H162ZM176 239V238H175ZM178 239V238H177ZM36 240V239H35ZM47 240V239H46ZM185 241L187 240V238L186 239H184ZM188 240H190V239H188ZM192 240V239H191ZM258 240V239H257ZM169 241H172L170 238H169ZM193 241V240H192ZM192 241H189V243L190 242H192ZM197 241V240H196ZM211 241H212V237H211ZM224 241H225V239H224ZM98 242V241H97ZM182 242V241H181ZM219 242V241H218ZM251 242V241H250ZM253 242V241H252ZM251 242V243H252ZM108 243V242H107ZM178 243H180V241L178 242ZM187 243V242H186ZM195 243V241L193 242V244ZM198 243H199V241H198ZM217 243V242H216ZM225 243H226V245H225ZM225 243H222V244H224L225 245V248H224V245H223V249L222 250H220L221 252V254L219 253V252H217L218 254H216V256H215V254H213L212 252V254L214 255L212 258H207V260L204 262L205 264H254L255 262H257L258 260H255V259H252L253 258V254H255V253H258L259 252V250L257 249V244L258 243H264V237L263 236H261V238L258 240V241H256L255 242V244H251V246H252V252H250L249 253V251H247L246 253L249 255V257H241V255L239 256V257H232V259L231 258H229L228 256H227V254H228V251L231 249V248H229V246H228V243H230V242H225ZM93 244V245H94ZM109 244V243H108ZM172 244H174V242L172 243ZM183 244H185V243H183ZM192 244V245H193ZM197 244V243H196ZM220 244H221V242H220ZM221 244V245H222ZM169 245H171V244H169ZM175 245V244H174ZM198 245H200V244H198ZM206 245V244H205ZM109 246V245H108ZM159 246H161V245H159ZM162 246H163V244H162ZM194 246V245H193ZM192 246V247H193ZM207 246V245H206ZM205 246V247H206ZM250 246V245H249ZM148 247H150V248H148ZM158 247V246H157ZM164 247V246H163ZM216 247V246H215ZM219 246H217V248H218ZM74 248H78L77 246H74ZM162 248V247H161ZM193 248H195V247H193ZM196 248H197V246H196ZM200 247L198 246V249H199ZM204 248V247H203ZM243 248V247H242ZM246 248V247H245ZM249 248V247H248ZM259 248V247H258ZM41 249V248H40ZM90 249H92V250H90ZM97 249V248H96ZM143 249H144V251L145 252H141V251H143ZM152 249V250H151ZM155 249H157L156 247H155ZM201 249V248H200ZM207 249V248H206ZM215 249V248H214ZM214 249L212 250L211 248H210V250L211 251H214ZM219 249V248H218ZM234 249V248H233ZM235 249H237V250H239L238 248H235ZM241 249V248H240ZM158 250V249H157ZM156 250V251H157ZM242 250V249H241ZM82 251V252H83ZM105 251H107V250H105ZM217 251V250H216ZM231 251H232V249H231ZM244 251V250H243ZM242 251V253H245V252H243ZM239 252V251H238ZM15 253H16V255H15ZM76 253V252H75ZM99 253V252H98ZM97 253V254H98ZM101 253H103V251L101 252ZM134 253V252H133ZM205 253V252H204ZM208 253H210V252H208ZM214 253H216V252H214ZM81 254V253H80ZM136 254V253H135ZM220 254V255H219ZM233 254H234V252H233ZM237 254V253H236ZM239 254V253H238ZM261 254V253H260ZM260 254H258V255H260ZM15 255V256H14ZM89 255V254H88ZM94 255V254H93ZM137 255H135V256H137ZM158 255V254H157ZM199 255V254H198ZM219 255V256H218ZM229 255V254H228ZM245 255V254H244ZM243 255V256H244ZM247 255V256H248ZM256 255V254H255ZM254 255V256H255ZM99 256H100V254H99ZM98 256V257H99ZM103 256V255H102ZM134 256V257H135ZM159 257L161 256V255H158ZM202 256H204L203 254H202ZM207 256V255H206ZM230 256V255H229ZM252 256V257H251ZM16 257V258H15ZM93 257V256H92ZM97 257V255H96V258H98ZM101 257V256H100ZM148 257V258H147ZM103 258H104V256H103ZM109 258V257H108ZM141 259V257H138L137 259ZM194 258V257H193ZM192 258V259H193ZM198 258V257H197ZM73 259V258H72ZM83 259V258H82ZM105 259V258H104ZM135 259V258H134ZM137 259H135V260H137ZM204 259H206V258H203V260ZM74 260L75 259H73V261H71L70 260V262L72 263H74ZM98 260V259H97ZM99 260H100V258H99ZM196 260V259H195ZM200 259H198V261H199ZM76 261V260H75ZM197 261V262H198ZM255 261V262H254ZM86 262V260L83 262V264ZM100 262V261H99ZM105 262V261H104ZM114 263H115V261H113ZM119 262V261H118ZM117 261H116V263L115 264H119ZM125 262V261H124ZM72 263V264H73ZM80 263H82V262H80ZM129 263H132V262H129ZM192 263H194V262H192ZM196 263V262H195ZM204 263H200V264H204ZM32 264H34V262L32 263ZM105 264H107V263H105ZM110 264H112L111 262H110ZM124 264V263H123ZM133 264V263H132ZM148 264V263H147Z\"/></svg>",
    "mask_w": 264,
    "mask_h": 264
},
{
    "label": "water",
    "instance_id": "obj_3",
    "mask_svg": "<svg viewBox=\"0 0 264 264\" xmlns=\"http://www.w3.org/2000/svg\"><path fill=\"white\" fill-rule=\"evenodd\" d=\"M10 162L13 165L15 175L19 177V171L16 169L17 166H16L14 160H10Z\"/></svg>",
    "mask_w": 264,
    "mask_h": 264
}]
</instances>
